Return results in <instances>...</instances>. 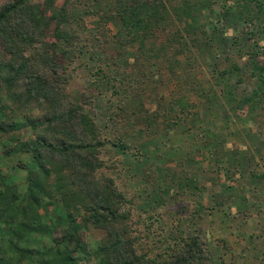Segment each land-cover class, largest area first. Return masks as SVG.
<instances>
[{"label":"trees","instance_id":"trees-1","mask_svg":"<svg viewBox=\"0 0 264 264\" xmlns=\"http://www.w3.org/2000/svg\"><path fill=\"white\" fill-rule=\"evenodd\" d=\"M174 1L112 0L111 11L101 17L105 23L100 18L96 20L100 21L106 39L97 41L100 56L96 58L103 68H97L92 86L100 98L109 90L118 98L114 106L109 97L107 107L100 111V116L109 120L103 130L96 125L97 116L89 110L91 101L78 97L72 100L66 93L69 79L56 74L59 67L78 58V53L71 51L75 36L69 32V25L77 18L81 20L82 4L86 0H0V51L10 55L7 62L0 61V162L8 165V176L5 170L0 172V264H216L198 234L166 235L160 220L151 212L164 208L167 199L176 201L177 207L185 205L184 212L202 223L201 207L195 208L183 200L185 190L203 189L192 176L186 179L185 175V182L174 181L172 185L178 192L170 196L171 185L164 183L165 188H159L160 184L156 183L167 177L165 172L161 178L158 165L141 183L140 179L136 180L138 200L119 190L115 177L107 176L117 170L126 172L125 167L130 164L141 165L136 175L141 168L152 167L149 149L154 145L147 138L153 136L157 142L161 141V132L154 130L161 118L165 126L163 133L173 125L163 114L148 116L138 97L132 101L131 94L135 93L125 83L130 77L122 65L128 41L122 35L130 39L135 36L155 39L156 34L165 35L169 26L177 24L169 42L175 41L178 46L172 43L164 48L167 41L159 43L161 47L156 45L144 56L147 61L169 62V74H175L178 65L175 57L184 54L183 51L187 53L186 37L194 36L195 31L207 29L208 50L226 42L224 28L219 25L226 23L231 15L247 23L248 28L240 33L248 35L250 40L257 37L249 29L252 25L264 32V0H177L178 5L173 6ZM204 10L209 13L210 21L197 25L193 14ZM112 24L116 31L111 34L107 25ZM233 40L238 43L237 37ZM255 47L256 51L248 55L253 58L264 55L258 45ZM79 49L77 46L75 52ZM190 61L187 57L188 66ZM238 69V64L231 61V65L214 68L210 73L216 74L214 79L220 83L223 74L231 75ZM254 69L252 74L258 77V88L247 97L249 102L262 91L264 84L261 76L264 67L254 62ZM19 82L25 84L22 94L13 92ZM198 94H201L199 90L190 92L196 101ZM230 97L228 94L227 99ZM6 99L14 103L6 107ZM31 100L48 105L43 116L32 117L25 111ZM129 106H133V113L129 112ZM258 109V104L250 108L251 111ZM162 113H165L163 109ZM135 118L143 122V128L135 127ZM263 124L256 126L259 133ZM202 126L200 122L199 127ZM27 128L32 135L23 140L20 133ZM107 132L123 133L118 140L120 147L110 138L105 140ZM107 147H118L116 152L125 157V163L118 167L111 162L105 164L100 153ZM255 151L264 159L263 149ZM251 158L252 155H242L245 164L246 161L250 165L256 163ZM22 159H25L23 165ZM29 159L34 169L27 172L25 166ZM220 160L216 163L220 164ZM210 161L212 167L213 161ZM15 169L20 170V176L13 177ZM253 180H264V173L250 171L247 181ZM247 201L246 196H241L235 203L241 206ZM85 227L102 232L101 244L92 241L79 249L74 258L70 247L81 244Z\"/></svg>","mask_w":264,"mask_h":264},{"label":"rangeland","instance_id":"rangeland-1","mask_svg":"<svg viewBox=\"0 0 264 264\" xmlns=\"http://www.w3.org/2000/svg\"><path fill=\"white\" fill-rule=\"evenodd\" d=\"M177 5L178 1L175 0L173 6ZM111 6L112 0H86L82 4L84 10L80 14L81 20L77 18L69 25V32L75 36L71 51L76 55L78 53V58L68 65L59 67L56 72L62 79L63 77L69 79L67 85L65 84L66 93L71 96L72 100L74 97H78L91 101L89 110L95 117L97 116L95 118L96 125L103 130L109 120H107L108 117H101L100 111L103 112L107 107L109 97L113 99L114 106L118 103V98L113 96L110 90L100 98L92 86V82L95 80L97 68H103L96 58L100 56L97 41L106 39L104 36L106 34L101 28V23H105V20L101 17L111 11ZM193 16L197 19V25H204L210 21V15L206 10L200 14H193ZM98 18L101 19V23L99 20L96 21ZM174 25L169 26V31L165 35L160 34L161 32L156 34L155 39H142L138 36L130 39L127 38L130 36L126 34L121 37L128 41L125 47L128 52H125L127 55H125L122 65L130 77L128 83L127 81L125 83L135 93V95L131 94L132 101H134V97H138L148 116L153 118L155 113L163 114L173 125L172 129L163 133L165 126L162 124L161 118L158 125L154 127L155 131L161 132V141L157 142L153 136L147 138L148 142L154 145L149 149L152 167L141 168L136 175L134 173L141 165L130 164L125 167L126 172L125 169H122L121 173L117 170L114 173H107V176L115 177L117 188L128 195H134L136 200L139 199L136 196L138 191H136V180L140 179L141 183L146 174L150 176L152 170L156 169L158 165L163 175L160 174L161 178L164 177L165 172L167 177H164L165 180H156V183L158 186L160 184L159 188H165L164 183L171 185L168 188L170 196H174L178 192L172 185L174 181L178 179L185 182L183 179L185 175L186 179L188 176H192L203 189L198 192H192L191 189L185 190L186 195L183 200L186 204L194 205L195 208L201 207L202 210L199 214L203 217L202 223H197L195 217L190 218L185 213L186 211L184 212L185 205L179 204L182 206L181 210L180 206L177 207L176 201L165 199L167 202L164 208L151 211L160 220L159 224L163 228V233L170 235L182 232L186 236L198 234L202 238L204 248L213 257L216 264H264V198H261V194L264 195V180L247 181L250 171L264 173V159H260L255 151L256 148L264 150V128L261 134L256 127L258 123H264V84L261 86V92L252 97L250 102L247 100V97L258 88V77L252 74L255 70L254 62H257L260 67H264V55L257 54L256 58H253L248 53L256 51L255 45H258L264 52V32H259L258 27L252 25L249 29L257 33V37L250 40L248 35L243 36L240 33L248 28L247 23L239 20L237 16L231 15L226 23L222 22L219 25L224 28L226 42L223 45H216L208 50L206 48L208 47L207 29L195 31L194 36L186 37L189 45L187 53L183 51L184 54L175 57L178 63L175 74H169V62L162 59L147 61L144 56L147 55L148 50L153 49L156 45L161 47L160 44L166 41L164 48L167 44L172 45V43L178 46L175 41L169 42L177 30V24ZM107 30L111 34L116 31L113 24L107 25ZM190 34L192 33L190 32ZM235 37H237L238 43H234ZM48 39L53 41V38ZM77 46L80 49L75 52ZM254 47L255 49H252ZM80 50L83 53H80ZM166 56L169 59L172 58L170 55ZM187 57L191 60L190 66L186 63ZM9 58V53L0 51V61L5 63ZM231 61L237 63L239 69L231 75L223 74L224 79L220 83L216 82L214 79L216 74L210 73L212 69L231 65ZM104 70H106L105 65ZM261 76L264 79V72ZM24 86V82H19L13 92L22 94ZM196 90L201 93L197 95L198 101L193 100L190 95L191 91ZM228 94L231 95L230 99H227ZM13 103L11 99L4 101L6 107H10ZM174 103L178 104L173 105ZM254 104H258L260 109L251 111L250 108ZM158 105H160L159 109H157ZM26 108L25 111L28 114L38 118L48 110V105L41 101L31 100ZM162 109L165 113H162ZM129 112L133 113V106H129ZM131 121L133 122V120ZM200 122H203L202 127H199ZM176 124H179V127ZM135 127L141 129L144 124L135 118ZM19 132L17 130V133ZM115 133L107 132L104 138L105 140L110 138L118 146L120 144L118 140L122 139L123 133ZM126 133L124 132V135ZM31 135L32 131L29 128L20 133L23 140L29 139ZM192 138L195 139V146L190 145L195 150L190 148L189 155L186 153L190 158L186 157L185 153L182 155L175 151L178 147L189 150L186 143ZM137 145L138 143H135V146ZM118 147L115 149L107 147V150L100 153V158L106 161L105 164L108 165L111 162L118 167L121 163H125V157L116 152ZM219 150L224 155V162L227 161L229 167L235 168L234 173L224 170L228 168V165L223 164V159L220 160L222 156L216 154V151ZM243 153L252 155L251 159L256 163L252 165L248 163L244 166ZM210 154H213V158L210 157ZM195 156L198 157V160L193 165L187 159H182L183 157L191 159ZM168 159H171V162ZM210 159L213 161L212 167ZM216 160L218 163L220 160V164L216 163ZM174 161H180L181 164H176ZM24 162L25 159L20 161L22 165ZM10 164L15 163L11 162ZM33 169L34 166L29 159L25 171ZM4 170V174L8 176V165L0 162V172L2 173ZM180 173L182 176H177L181 175ZM171 174L173 176L170 179ZM20 175V170L15 169L13 177ZM118 175L120 176L118 177ZM227 176L230 177L227 178ZM225 180L228 182L222 183ZM238 196H246L248 201L237 206L235 202L240 198ZM221 212L223 214L228 212V214L222 216ZM102 237V232L85 227L80 238L81 244H72L69 252L76 258L79 249H84L92 241L101 244Z\"/></svg>","mask_w":264,"mask_h":264},{"label":"crops","instance_id":"crops-1","mask_svg":"<svg viewBox=\"0 0 264 264\" xmlns=\"http://www.w3.org/2000/svg\"><path fill=\"white\" fill-rule=\"evenodd\" d=\"M195 139L194 138H192L190 141H188L187 143H186V145L187 146H189V150H187V148H177V150H175L177 153H182V155L185 153H189V151L191 150V149H193V150H195V148H193V147H191V145L193 144L194 146H195ZM191 144V145H190ZM191 148V149H190ZM231 150H232V148H231ZM222 151L221 150H219V151H216V154H218V156H222V159H223V164H226V165H228V168H226V169H224V170H226V171H230V173H234V167L233 168H231V167H229V163L226 161V162H224L225 161V159L223 158V156L224 155H222V153H221ZM184 154V155H185ZM186 154V157H189L188 155ZM245 153H243V155H244ZM197 156H198V154H197ZM197 156H195V158H191V159H188V158H186V157H183L182 159H187L188 160V162L189 163H192V165L193 164H195L196 163V161L198 160L197 158ZM190 158V157H189ZM203 158H205V157H203ZM170 162H171V159H168ZM173 160V159H172ZM182 161V160H181ZM174 162H176V161H174ZM181 164L180 163V161H178V162H176V164ZM249 164H251L250 162H248ZM247 162H246V164H248ZM246 164H245V162H243V165L244 166H246ZM181 175H177V176H182V173H180ZM172 176H173V174H171V176H170V179L172 178ZM228 181L227 180H225V181H223L222 183H227ZM246 183H247V181H246ZM243 184V183H242ZM245 184V183H244ZM246 185V184H245ZM228 196V195H227ZM221 197H223V196H221ZM224 197H226V196H224ZM203 200V199H202ZM226 211V210H225ZM217 213V212H216ZM219 214V213H218ZM221 214H222V216H224L225 214H228V212H225L224 214L221 212ZM220 214V215H221Z\"/></svg>","mask_w":264,"mask_h":264}]
</instances>
